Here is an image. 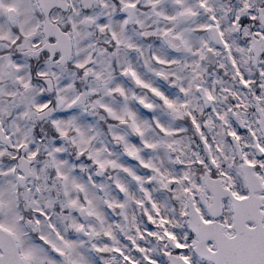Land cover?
I'll list each match as a JSON object with an SVG mask.
<instances>
[{"label": "snow or ice", "instance_id": "snow-or-ice-1", "mask_svg": "<svg viewBox=\"0 0 264 264\" xmlns=\"http://www.w3.org/2000/svg\"><path fill=\"white\" fill-rule=\"evenodd\" d=\"M0 264H264V0H0Z\"/></svg>", "mask_w": 264, "mask_h": 264}]
</instances>
